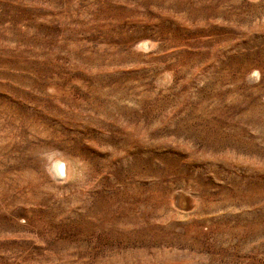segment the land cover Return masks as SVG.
Returning <instances> with one entry per match:
<instances>
[{"label": "rangeland", "instance_id": "obj_1", "mask_svg": "<svg viewBox=\"0 0 264 264\" xmlns=\"http://www.w3.org/2000/svg\"><path fill=\"white\" fill-rule=\"evenodd\" d=\"M0 264H264V0H0Z\"/></svg>", "mask_w": 264, "mask_h": 264}, {"label": "bare ground", "instance_id": "obj_2", "mask_svg": "<svg viewBox=\"0 0 264 264\" xmlns=\"http://www.w3.org/2000/svg\"><path fill=\"white\" fill-rule=\"evenodd\" d=\"M53 170H54V174L58 177L63 176L68 171L66 168L64 169V166L60 163H58V165L55 164Z\"/></svg>", "mask_w": 264, "mask_h": 264}]
</instances>
